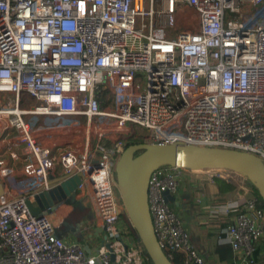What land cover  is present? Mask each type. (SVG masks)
<instances>
[{"label":"built area","instance_id":"1","mask_svg":"<svg viewBox=\"0 0 264 264\" xmlns=\"http://www.w3.org/2000/svg\"><path fill=\"white\" fill-rule=\"evenodd\" d=\"M141 137L264 162V0H0V264H143L114 173ZM193 171L154 169L148 209L170 261L178 252L182 264H209L164 197ZM75 174V198L90 204L114 260L28 208ZM245 190L224 208L222 233L237 264H255L264 206Z\"/></svg>","mask_w":264,"mask_h":264},{"label":"water","instance_id":"2","mask_svg":"<svg viewBox=\"0 0 264 264\" xmlns=\"http://www.w3.org/2000/svg\"><path fill=\"white\" fill-rule=\"evenodd\" d=\"M163 165H179L189 170L207 168L234 169L250 180L264 202V162L257 156L236 149L192 144H155L133 142L127 144L115 163L114 173L121 201L128 221L138 236L152 264H173L161 249L155 236L147 202V188L151 172ZM80 175H73L49 190L27 201L32 214L50 213L60 200L75 203V188ZM2 186L0 184V193ZM165 199L177 205L175 195L164 192ZM81 208V204H79ZM99 246L108 249L114 260L112 246L105 240ZM95 264H98L96 262Z\"/></svg>","mask_w":264,"mask_h":264},{"label":"crops","instance_id":"3","mask_svg":"<svg viewBox=\"0 0 264 264\" xmlns=\"http://www.w3.org/2000/svg\"><path fill=\"white\" fill-rule=\"evenodd\" d=\"M200 184L205 188L199 187L193 194L190 191L186 193L187 190L180 186L175 194L178 202L174 205L175 209L189 232L191 242L209 264H237L236 256L222 230L231 223L232 218V214L224 211L226 205L242 202L232 199L233 190L214 185L213 178H204ZM76 199L78 201L75 203L58 201L48 214L55 232L61 238L79 242L87 254L94 255L100 249L99 241L105 239V232L99 226L100 222L90 204ZM140 258L143 262L142 256ZM137 259L135 256V261ZM258 259L259 263L255 264H260L262 260L261 264H264V248H261Z\"/></svg>","mask_w":264,"mask_h":264},{"label":"rangeland","instance_id":"4","mask_svg":"<svg viewBox=\"0 0 264 264\" xmlns=\"http://www.w3.org/2000/svg\"><path fill=\"white\" fill-rule=\"evenodd\" d=\"M135 128H136L137 134L143 137L145 130L140 126H136ZM142 137L137 140L143 141ZM244 177L245 176L242 175L240 172L234 169H229V168L227 169H216V168L200 169V170H194L193 172H191L190 176L184 179L179 185V187L181 186V188L182 187L185 188L187 190L186 193H189L190 191L191 194H193L194 192H196L197 188L199 187H201V189L205 188L204 185L200 184L202 180H204V178L205 179L213 178V181L215 183L214 185H216L217 187L220 185H228V183L231 182L234 184V187L231 189L233 190L232 199H237L243 202L247 196V192L244 189V187L246 186L243 184ZM61 225L59 224V226ZM135 244H136L135 246L136 255L135 256L136 258L140 260L141 259L140 256H142V246L138 245L137 242H135ZM262 262H260V264Z\"/></svg>","mask_w":264,"mask_h":264},{"label":"trees","instance_id":"5","mask_svg":"<svg viewBox=\"0 0 264 264\" xmlns=\"http://www.w3.org/2000/svg\"><path fill=\"white\" fill-rule=\"evenodd\" d=\"M137 139H139V138H136V139L135 138H130V139H128V141L126 142V145L130 144V143H133V142H140ZM243 184L246 186L244 188L252 190L254 194H256L258 197H260L259 194L257 193V190L254 187L253 183L250 180H248L246 177H244ZM221 187H223L226 190H228V189H232L234 187V184L229 182L228 185H221ZM262 204L264 206V202L263 201H262ZM127 226H128V231H129L130 236L133 238V240L135 242H137L138 245L142 246L138 236L136 235L134 229L132 228V226L130 225L128 220H127ZM260 247L263 248V246L259 245V246H257V250L255 252V259H256L257 263H259L258 256H259V253H260V250H261ZM142 259H143V264H152L151 260L149 259L148 255H147V253H146V251L144 250L143 247H142ZM182 261H183V254L182 253H178V252L175 253L173 258L171 259V262L173 264H182Z\"/></svg>","mask_w":264,"mask_h":264}]
</instances>
